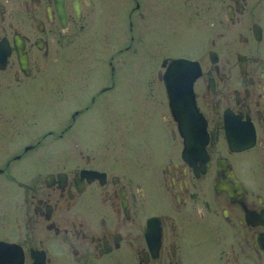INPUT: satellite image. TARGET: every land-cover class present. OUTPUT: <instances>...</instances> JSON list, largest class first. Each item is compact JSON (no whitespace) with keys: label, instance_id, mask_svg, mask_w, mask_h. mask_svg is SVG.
<instances>
[{"label":"flooded vegetation","instance_id":"af4514ba","mask_svg":"<svg viewBox=\"0 0 264 264\" xmlns=\"http://www.w3.org/2000/svg\"><path fill=\"white\" fill-rule=\"evenodd\" d=\"M141 1L0 0V264H264V0H220L215 11L216 0H178L202 23V51L162 59L145 84L161 92L154 110L123 131L114 115L78 121L113 95L128 60L110 56V83L88 103L91 78L69 67L51 77L97 21L98 38L112 37L115 13L126 37L117 56L142 43ZM178 57L199 68L191 111H172L162 77ZM11 89L39 113L12 97L4 109ZM45 98L69 118L48 124Z\"/></svg>","mask_w":264,"mask_h":264},{"label":"rangeland","instance_id":"374dc122","mask_svg":"<svg viewBox=\"0 0 264 264\" xmlns=\"http://www.w3.org/2000/svg\"><path fill=\"white\" fill-rule=\"evenodd\" d=\"M216 1L214 11L220 6V0ZM141 4L143 17L138 18L134 16L135 13L133 19L140 23L139 28L141 31L136 28L135 30L137 33H142L143 42H139L137 45L134 44L129 53H122L120 57L117 56V49L125 45L124 40H126V37L123 35V27L121 26L123 22L120 21L122 15L115 13L117 19L113 26L114 33L112 37L104 40L101 37L98 38L100 35L97 34H100L99 29H101L103 22L101 20L97 21L95 26L88 32V35L82 36L68 46L52 70V78H61L64 75V68L67 67L72 71L73 77H78L79 80H82L83 77L85 81L87 78H91L92 80L89 83L93 87L91 90H87L89 94H81L82 102L88 103L90 94H97L101 85L110 83V80H108L110 66L107 63L111 59L110 56L114 55L115 59L128 60L129 62L128 66L122 65L119 66L121 68L115 70L116 87L113 95L104 94L99 96L98 105L94 106L97 111L91 113L89 119L79 120L78 124H96L102 120L101 114L106 118L107 116H115L116 131H123L131 124H140L146 118V115L150 113V110H146L145 105L149 104L151 110H154L159 100L155 96L161 93L160 90L154 88H151L154 90H150L145 84L150 81L151 75L155 74L158 68H161L160 62L162 59L181 55L197 56L202 51L200 50L202 48V23L198 20H191L189 16L193 14L187 13L186 16L184 15L185 5L182 6L178 0L163 2L160 0H142ZM109 30H112V27L109 26ZM209 36H211V31L208 30L207 26V38ZM144 43L142 49L138 48ZM115 59H112V64L116 67ZM126 77L131 78V82L135 83L132 88L125 89L121 87V83L124 84ZM126 85H128L127 81ZM8 91L3 95V106L4 109L12 110L15 107L12 98L17 100L18 98L13 96L16 92L14 89ZM152 93L155 96H152ZM34 99L39 98L35 97ZM17 100L15 101L16 107L20 106V102L23 107L18 108H25L27 111L28 109L32 110L28 113H39L38 110L40 109L38 108L41 106H39L37 100H35V104L32 102V105H26L29 103L28 101L23 104V101L18 100V102ZM44 100L49 103L46 109L50 110V115H52L48 124H56L62 118H69V109L59 111L56 106L53 107L55 101H51L50 98ZM141 102L144 105L135 107V111H133L132 106L140 105ZM102 104L104 106L101 107ZM20 116L23 120V113ZM4 125L10 124L6 121ZM98 138H101V136L98 135ZM59 155L60 149L57 148L52 153V157ZM128 155L129 153L125 148L123 156L127 157Z\"/></svg>","mask_w":264,"mask_h":264},{"label":"water","instance_id":"95a60500","mask_svg":"<svg viewBox=\"0 0 264 264\" xmlns=\"http://www.w3.org/2000/svg\"><path fill=\"white\" fill-rule=\"evenodd\" d=\"M197 63L185 58L173 59L167 66L162 77L173 112L186 108L194 109L192 84L199 75Z\"/></svg>","mask_w":264,"mask_h":264},{"label":"bare ground","instance_id":"6f19581e","mask_svg":"<svg viewBox=\"0 0 264 264\" xmlns=\"http://www.w3.org/2000/svg\"><path fill=\"white\" fill-rule=\"evenodd\" d=\"M193 60V59H192ZM195 106V105H194ZM197 110V109H196ZM197 113V112H196ZM196 116V115H195ZM201 117V116H200ZM205 121V120H204ZM246 122V121H245ZM210 129V128H209ZM249 130V129H248ZM209 132V131H208ZM195 135V134H194ZM204 135V134H203ZM249 137V136H248ZM255 137V136H254ZM254 141V140H253ZM192 144V143H191ZM203 159V158H202ZM201 162V161H200ZM203 166V165H202ZM227 217V216H226ZM4 250V249H3Z\"/></svg>","mask_w":264,"mask_h":264}]
</instances>
